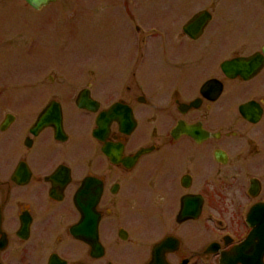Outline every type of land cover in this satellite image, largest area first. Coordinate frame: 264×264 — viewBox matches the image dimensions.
Instances as JSON below:
<instances>
[{"label": "flooded vegetation", "instance_id": "1", "mask_svg": "<svg viewBox=\"0 0 264 264\" xmlns=\"http://www.w3.org/2000/svg\"><path fill=\"white\" fill-rule=\"evenodd\" d=\"M114 5L106 65L20 82L0 42V264H264V19L225 52L213 5L196 38L183 29L200 11L178 34L144 25L138 0ZM256 54L250 78L224 74Z\"/></svg>", "mask_w": 264, "mask_h": 264}, {"label": "rangeland", "instance_id": "2", "mask_svg": "<svg viewBox=\"0 0 264 264\" xmlns=\"http://www.w3.org/2000/svg\"><path fill=\"white\" fill-rule=\"evenodd\" d=\"M103 0H58L42 11L27 7L23 0H0V42L5 37L16 44L12 69L20 82L29 81L39 66L105 63L113 60L123 37L121 12L114 5L97 12L94 5ZM135 2V1H134ZM138 16L144 25L167 29L181 34L179 28L196 12L213 5V20L208 28L219 32V46L231 50L241 40L259 33L264 19V0H138ZM73 16L79 21L69 24ZM41 45L48 51L41 55L24 54L25 46ZM64 49L65 52H61ZM7 69L5 56H0V75ZM22 79V80H21ZM25 79V80H24ZM16 115H20L16 113Z\"/></svg>", "mask_w": 264, "mask_h": 264}, {"label": "water", "instance_id": "3", "mask_svg": "<svg viewBox=\"0 0 264 264\" xmlns=\"http://www.w3.org/2000/svg\"><path fill=\"white\" fill-rule=\"evenodd\" d=\"M32 9L38 11L42 9L43 7L48 6L49 4L55 3L56 0H24ZM210 20V15L207 12H201L197 15H195L184 27V32L191 36L192 38H196L199 36V34L202 32V30L205 28L207 23ZM262 53L264 54V48L262 49ZM262 61V58L258 55L254 58L248 59V60H233L230 62H225L222 65V70L224 74L228 77H234L237 74H240L244 78H250V76H253L255 72L259 69L260 62ZM46 114V113H45ZM43 115L39 119V124H41L44 121ZM57 121H59L60 116L59 113L56 115ZM157 264H162V262L155 261Z\"/></svg>", "mask_w": 264, "mask_h": 264}]
</instances>
